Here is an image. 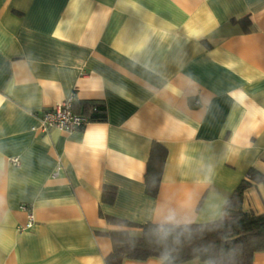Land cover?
<instances>
[{"label":"crops","instance_id":"1","mask_svg":"<svg viewBox=\"0 0 264 264\" xmlns=\"http://www.w3.org/2000/svg\"><path fill=\"white\" fill-rule=\"evenodd\" d=\"M71 95L105 119L41 132ZM154 142L167 155L151 196ZM250 167L264 174V0H0V264H102L104 231L140 233L116 220H215ZM242 208L264 212V182Z\"/></svg>","mask_w":264,"mask_h":264},{"label":"trees","instance_id":"2","mask_svg":"<svg viewBox=\"0 0 264 264\" xmlns=\"http://www.w3.org/2000/svg\"><path fill=\"white\" fill-rule=\"evenodd\" d=\"M247 30L248 19L244 21ZM73 110L90 120L105 119V108L97 101L75 103ZM167 155L160 143H152L145 171V192L157 194ZM256 182H264V174L250 167L224 201L219 218L204 223L135 224L120 219L125 227H139L138 235L128 229L104 231L111 240L112 250L102 264H121L125 259H161V264H181L198 259L206 264H252L253 254L264 251V212L254 213L242 208L244 190ZM114 188L105 186L101 199L111 203Z\"/></svg>","mask_w":264,"mask_h":264},{"label":"built area","instance_id":"3","mask_svg":"<svg viewBox=\"0 0 264 264\" xmlns=\"http://www.w3.org/2000/svg\"><path fill=\"white\" fill-rule=\"evenodd\" d=\"M73 99L74 96L71 95L63 101L57 103L53 107L43 109L39 115V130L41 132H46L49 129H59L62 131H74L82 128L87 124L90 119L88 116L76 113L73 110ZM34 130L35 128L32 127ZM11 163L13 165H19L18 157L11 158ZM21 208H25L21 205ZM33 215L31 212L28 213L26 223L21 226V229L29 228L33 224Z\"/></svg>","mask_w":264,"mask_h":264}]
</instances>
